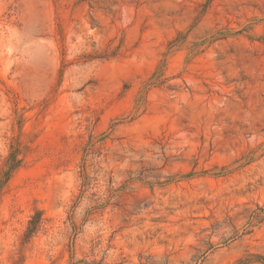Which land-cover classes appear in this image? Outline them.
Returning a JSON list of instances; mask_svg holds the SVG:
<instances>
[{
	"label": "rangeland",
	"instance_id": "374dc122",
	"mask_svg": "<svg viewBox=\"0 0 264 264\" xmlns=\"http://www.w3.org/2000/svg\"><path fill=\"white\" fill-rule=\"evenodd\" d=\"M13 150L0 264H264V0H0Z\"/></svg>",
	"mask_w": 264,
	"mask_h": 264
},
{
	"label": "trees",
	"instance_id": "16d2710c",
	"mask_svg": "<svg viewBox=\"0 0 264 264\" xmlns=\"http://www.w3.org/2000/svg\"><path fill=\"white\" fill-rule=\"evenodd\" d=\"M18 152L16 150L11 151L5 167L6 169L2 172L1 174V178H0V188L1 185L3 184V179H8L9 175L15 171L21 164V160L18 158ZM40 213L37 212L35 213L34 216L31 217V219L28 221V225L26 228V231L24 233L25 238H29L32 234L35 233V231L38 229L40 221H41V217H40Z\"/></svg>",
	"mask_w": 264,
	"mask_h": 264
}]
</instances>
